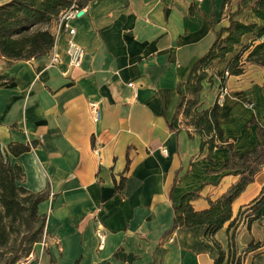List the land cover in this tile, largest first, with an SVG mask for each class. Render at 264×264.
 <instances>
[{"label":"crops","instance_id":"1","mask_svg":"<svg viewBox=\"0 0 264 264\" xmlns=\"http://www.w3.org/2000/svg\"><path fill=\"white\" fill-rule=\"evenodd\" d=\"M225 1L87 0L71 22L84 51L79 68L45 70L48 56L0 59V147L33 144L8 161L23 173L20 186L47 194L37 207L43 239L29 264H215L221 254L222 264H264V204L251 209L264 190V163L221 230L172 229L185 195L197 194L190 204L202 212L239 180L224 165L231 153L254 150L257 126L264 128V69L245 62L247 52L242 73L221 87L220 75L249 36L206 68L211 83H202L199 97L198 111L218 104L215 118L231 150H201V137L175 116L179 93L187 95L182 84L214 31L235 13L236 21H253L250 1ZM65 50L62 35L55 52L63 63ZM225 88L240 97L218 102ZM90 102L100 105L98 123ZM96 220L106 230L102 250Z\"/></svg>","mask_w":264,"mask_h":264},{"label":"trees","instance_id":"2","mask_svg":"<svg viewBox=\"0 0 264 264\" xmlns=\"http://www.w3.org/2000/svg\"><path fill=\"white\" fill-rule=\"evenodd\" d=\"M250 1L252 22L234 20L237 13L230 15L228 26L214 31L215 40L209 50L192 66L186 81L182 84L187 88V95L179 93L180 100L176 107L175 116L182 114L195 133L201 137V150L231 145L223 138L222 131L215 118L218 104L210 109H199V97L202 83L211 79L205 71L214 61L222 62L235 47L241 45L242 38L249 36L240 53L230 62L226 74H221V87L226 77L238 76L242 73L240 57L248 53L245 62L264 69V0ZM70 7L69 0H9L0 5V59L8 62L29 61L46 56L54 45L52 26L58 16ZM4 78L0 76V81ZM264 91V81L262 85ZM257 147L242 156L231 153L225 163V170H232L239 175V180L218 200L208 201V209L195 212L191 202L197 194L191 193L183 197L181 204L173 209L172 229H191L206 226L209 235H214L231 220V205L253 182L254 176L264 163V128L257 126ZM33 144H13L7 147V152L0 147V246L7 244L2 236L6 230L5 220L21 218L24 225V235L19 247H26L23 253L11 254V258L1 264H18L21 259L28 257L32 247L41 242L44 235L45 217L39 216L37 207L47 198L46 193L32 194L19 185L23 173L18 166L11 165L8 155L17 157L31 150ZM122 185V183H121ZM264 204V190L261 199L251 208L257 210ZM256 217L252 218V220ZM249 220V223L250 221ZM233 222L230 223V227ZM26 245V246H25ZM222 254L215 264H222ZM238 264V263H237Z\"/></svg>","mask_w":264,"mask_h":264},{"label":"built area","instance_id":"3","mask_svg":"<svg viewBox=\"0 0 264 264\" xmlns=\"http://www.w3.org/2000/svg\"><path fill=\"white\" fill-rule=\"evenodd\" d=\"M69 1H70V7L67 10L63 11L53 23L51 31L54 36V45L51 51L46 55L48 56V60L44 67L45 70L51 68H58L64 64L68 69H76L79 68L82 63L84 51L74 40L75 30L71 26V22L75 18L79 17L78 15L80 13L82 14L86 11V6L83 3L84 0H69ZM197 1H202V0H197ZM62 35L66 36L65 63H63L60 56L55 52L56 44ZM128 87L133 88L132 84H128ZM224 92L225 89L221 90V94L219 95V97H221ZM221 100L222 98H218V102H221ZM88 109L90 112L92 122L93 123L100 122L101 110L99 103L90 102L88 104ZM162 152L164 154L166 153L165 150H162ZM94 233L98 242V249L102 250L105 245L106 230L103 224L98 220L95 221ZM33 259H34V254L30 253L28 257L25 258V260L19 264H29L31 261H33Z\"/></svg>","mask_w":264,"mask_h":264},{"label":"rangeland","instance_id":"4","mask_svg":"<svg viewBox=\"0 0 264 264\" xmlns=\"http://www.w3.org/2000/svg\"><path fill=\"white\" fill-rule=\"evenodd\" d=\"M8 1L9 0H0V5L6 3ZM86 1L87 0H84L83 3L86 4ZM229 1H225V2L227 3ZM220 94H221V91L218 93L216 98H228L229 96L233 95V92H230V90H227L225 88V92L222 94L221 97H219ZM232 97L235 98L237 96H232ZM239 97H237V98H239ZM3 224L6 226V230H5V232H3L2 236H4L7 239V244L4 247L0 246V264L4 260L11 258V254H13V253L15 254V252H16L18 255H20L21 253H23L22 250H26V247H22V249L19 247L20 239L24 235V230H25V225H24L22 219L17 218L16 220H5ZM0 232H2V231H0ZM42 239H43V237H42ZM33 248H35V245L32 247L31 253H33ZM24 260H25V258L21 259L19 263L23 262Z\"/></svg>","mask_w":264,"mask_h":264},{"label":"water","instance_id":"5","mask_svg":"<svg viewBox=\"0 0 264 264\" xmlns=\"http://www.w3.org/2000/svg\"><path fill=\"white\" fill-rule=\"evenodd\" d=\"M82 14L80 13L78 16H81Z\"/></svg>","mask_w":264,"mask_h":264}]
</instances>
